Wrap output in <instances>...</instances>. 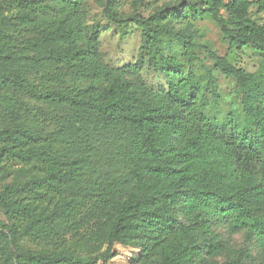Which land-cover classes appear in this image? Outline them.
I'll list each match as a JSON object with an SVG mask.
<instances>
[{
  "label": "trees",
  "instance_id": "trees-1",
  "mask_svg": "<svg viewBox=\"0 0 264 264\" xmlns=\"http://www.w3.org/2000/svg\"><path fill=\"white\" fill-rule=\"evenodd\" d=\"M95 1L107 20L117 21L114 0ZM87 2L20 1L51 17L26 41L14 40L0 23V103L34 101L50 110L55 126L43 135L0 128V209L10 222L0 224L2 263L106 264L119 245L139 250L133 264H203L202 254L227 249L211 231L212 222H224L230 234L246 232L224 264H242L248 245L264 244V26L250 19L252 8L264 13V0L181 2L128 18L142 42L139 63L122 70L103 65L97 47L84 43ZM204 17L225 39L226 56L197 44L188 29L164 25ZM248 52L260 59L256 73L229 60ZM144 66L159 85L141 80ZM213 71L233 80L240 96V111L225 122L207 115V96L210 105L221 101ZM17 165L30 178L16 174L3 184ZM127 189L124 200L116 198ZM177 206L187 225L174 219ZM88 221L95 228L82 259L65 235ZM24 237L52 239L57 249L24 252Z\"/></svg>",
  "mask_w": 264,
  "mask_h": 264
},
{
  "label": "rangeland",
  "instance_id": "rangeland-1",
  "mask_svg": "<svg viewBox=\"0 0 264 264\" xmlns=\"http://www.w3.org/2000/svg\"><path fill=\"white\" fill-rule=\"evenodd\" d=\"M22 0H0V23L6 33L14 40L26 41L34 35L42 32L45 29V22L51 17L44 11L37 9H26L19 2ZM30 1V0H24ZM197 0H114L112 3L113 12L117 16V21H109L105 18L102 10L95 0H88L85 5L87 14L84 43L95 45L98 49L101 63L114 70H122L127 66H134L139 63V51L141 47V32L140 29L133 23L127 21L128 18L140 17L146 18L156 10H162L164 5L179 6L181 2H196ZM137 2H140L137 7ZM225 17L224 11H221ZM250 19L259 25L264 26V13H256V9L250 10ZM183 24L182 22H165L164 25L173 26L176 30L182 31L188 29V32L193 35L197 44L208 46L219 56H226L227 44L225 39L219 32L215 23L207 17L202 20H197ZM198 57L203 62L206 68H212L210 61L206 58L204 52L199 53ZM229 60L234 65H239L246 71L251 73L258 72L260 59L252 53L238 54L237 58L229 56ZM197 72L202 74L201 68L198 66ZM213 75L217 81V92L221 101L217 105H210V99L207 96L208 116L218 122H225L227 115L230 112L240 111V96L237 87L233 80L222 76L219 72L213 71ZM141 80L148 86H156L160 84V79L148 70L145 66L140 75ZM39 86L47 88H56V86L44 85L41 81L37 83ZM71 86V84H69ZM63 86V85H62ZM66 87V86H64ZM83 88L85 86H82ZM52 114L50 110L34 101L21 98V100L12 99L0 103V128H10L20 126L34 131L37 134L43 135L53 131L55 126L50 119ZM88 152L87 149H84ZM92 153H90L91 155ZM101 163H97L93 168H98ZM92 168V169H93ZM96 173L104 172V169L95 170ZM16 174H20L19 181H27L32 172L29 169H23L17 165L13 168L12 175L8 177L3 184L11 183ZM0 186V190H1ZM129 189L123 192H118L116 198L121 201L128 195ZM88 213V210L83 212V216ZM174 219L187 225L182 206L174 208ZM77 223L73 230L65 235L70 251L76 250V255L82 259L88 258V251L82 248L85 239L90 232L94 230L92 221H88L85 225ZM0 224L9 227L10 222L7 220L4 212L0 209ZM93 226V227H92ZM5 233V229H1ZM211 231L219 237L227 245V249L210 257L202 254L203 264H224L229 259L228 251H238L241 249L245 240L246 232L238 234H230L224 222H212ZM51 241H44L24 237L19 243L20 248L24 252H29L34 255L52 254L56 251V247ZM196 242L201 245V238H197ZM78 248V249H77ZM82 248V249H81ZM249 258H243L242 264H264V244L258 245L252 242L248 245ZM13 251V249H11ZM114 257L106 264H133L132 259L139 254V250L131 247L115 246L113 248ZM0 264H3L0 257ZM29 264V263H26Z\"/></svg>",
  "mask_w": 264,
  "mask_h": 264
}]
</instances>
